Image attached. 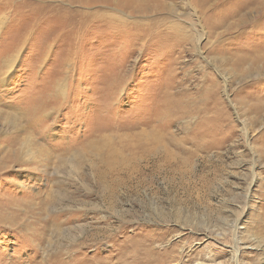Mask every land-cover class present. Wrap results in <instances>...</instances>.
<instances>
[{"label": "rangeland", "instance_id": "obj_1", "mask_svg": "<svg viewBox=\"0 0 264 264\" xmlns=\"http://www.w3.org/2000/svg\"><path fill=\"white\" fill-rule=\"evenodd\" d=\"M0 264H264V0H0Z\"/></svg>", "mask_w": 264, "mask_h": 264}]
</instances>
